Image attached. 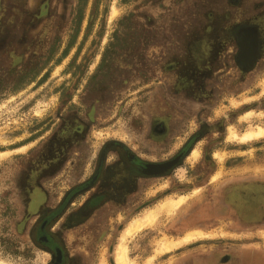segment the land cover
<instances>
[{"label":"rangeland","instance_id":"rangeland-1","mask_svg":"<svg viewBox=\"0 0 264 264\" xmlns=\"http://www.w3.org/2000/svg\"><path fill=\"white\" fill-rule=\"evenodd\" d=\"M238 2L0 0V183L14 161L31 168L58 152L65 159L50 167L49 180L65 190L71 182L61 180L73 178L79 147L88 165L111 139L137 145L150 158L165 160L179 151L184 156L171 177L145 186L139 202L154 201L137 212L114 213L106 237L76 246L83 256L80 264H119L124 244L133 264H192L202 255L237 253L242 243H264V223L237 228L234 215L225 217L228 213L218 206L236 181L264 179L252 170L264 165V136L241 140L246 132L264 128V62L253 75L256 92L233 99L223 94L221 83L217 90L223 96L213 102L195 99L199 84H175L170 71L192 41L207 36L205 31L230 29L232 17L253 12L254 0ZM234 51L233 44L227 45L223 61L233 64ZM250 103L257 106L238 121L227 119L222 143L218 130L199 131L204 122L213 128ZM158 121L167 127L161 136L154 131ZM194 135L189 154L191 145L183 147ZM27 140L29 145L12 150ZM219 171L223 177L214 180ZM199 187L201 197L193 194ZM181 195H192L188 209L177 215L163 209L165 200ZM153 211L160 215L150 224ZM140 223L144 228L136 231ZM13 226L0 228V264H43L42 251L26 244ZM195 229L217 235L160 252L165 239L180 240Z\"/></svg>","mask_w":264,"mask_h":264},{"label":"flooded vegetation","instance_id":"flooded-vegetation-1","mask_svg":"<svg viewBox=\"0 0 264 264\" xmlns=\"http://www.w3.org/2000/svg\"><path fill=\"white\" fill-rule=\"evenodd\" d=\"M252 8L253 12L248 15L229 16L234 22L230 29L207 30V36L192 41L185 55L170 65V71L176 76L175 84L186 87L199 84L193 97L200 101L220 99L222 93L217 87L221 83H225L222 89L226 88L223 94L233 96L228 100L230 97L237 99L242 93L256 92L253 75L264 62V0H254ZM230 44L235 47L233 64L223 61L224 50ZM247 84L250 86L243 90ZM256 106V103H250L233 115H224L213 128L204 122L199 131L205 130L206 134L212 129L218 130L222 143L227 119L238 121L240 115ZM154 131L162 135L167 131L166 124L158 121ZM195 138V135L190 137L183 147L191 145L189 154L193 151ZM29 144L28 140L20 142L12 150ZM137 148L139 146L122 140H108L88 164L90 171L87 172L86 152L79 147L73 178L61 180L62 184L71 182L65 190H57L60 184L49 180L50 167H59L65 159L63 155L57 156L58 152L54 158L44 159L42 163L38 161L31 168L14 161L9 175L3 176L4 182L0 183V228L12 224L16 231L18 227L25 243L42 251L46 257L43 264H80L83 256L76 246L86 244L89 238H93L89 244H97L106 237L114 213L122 210L137 212L146 203L154 201L156 198L139 202L145 186L171 177L184 158L179 151L171 158L159 160ZM257 178L233 183L218 205L224 208L220 213H228L225 217L234 215L233 224L237 228L250 229L264 223V179ZM214 219L219 218L216 216L206 223ZM234 255L235 252L202 255L192 264H232Z\"/></svg>","mask_w":264,"mask_h":264},{"label":"bare ground","instance_id":"bare-ground-1","mask_svg":"<svg viewBox=\"0 0 264 264\" xmlns=\"http://www.w3.org/2000/svg\"><path fill=\"white\" fill-rule=\"evenodd\" d=\"M250 115H251V113H250ZM231 130H232L233 135L236 136L237 135L236 131H234L233 128H231ZM259 136H264V128H262V127H259V129L255 130V131L246 132L243 136H241L242 137L241 140L242 139L243 140H247V139H251V138L253 139L254 137L256 138V137H259ZM5 153H8V152H5ZM250 169L251 168H249V167H244L245 171L250 170ZM252 170H254L255 172H262L264 174V165L252 168ZM223 173H224L223 171L217 172V174L214 175L213 179L214 180H219L218 178H220L221 175L223 177ZM193 194H195L198 197H201L203 195V189L199 187V188L195 189ZM191 197H192V195H181L177 199H167V200H165L162 203V207L168 213H171L172 215H177L180 212H182L183 210L189 208ZM159 215H160V212L153 211L148 216L150 224L155 223V221H157V218L159 217ZM143 228H144V224H142V223L137 224V226L135 227L136 231L142 230ZM223 234L224 235H232L233 233L232 232L228 233L227 231H224ZM216 235L217 234L215 232L208 233V232H205L203 229H195V230H192V231L188 232L187 235H185V236L183 235V237L180 240H174V239H171V238L165 239L164 242L162 243V247H161L160 252L170 251V250L174 249V247L180 246V245H182L184 243H189L190 241H193L195 239H207V238L215 237ZM247 235L252 236L253 235L252 231L251 230L247 231ZM128 253H129V247H128L127 244H124L120 248V251L118 253V263L119 264H133L132 260L129 258ZM152 259L153 258H151L150 261H152Z\"/></svg>","mask_w":264,"mask_h":264},{"label":"crops","instance_id":"crops-1","mask_svg":"<svg viewBox=\"0 0 264 264\" xmlns=\"http://www.w3.org/2000/svg\"><path fill=\"white\" fill-rule=\"evenodd\" d=\"M236 252L232 264H264L263 242L242 243Z\"/></svg>","mask_w":264,"mask_h":264}]
</instances>
